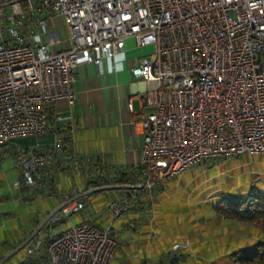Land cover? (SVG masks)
I'll return each instance as SVG.
<instances>
[{
  "label": "built area",
  "instance_id": "2783aa9c",
  "mask_svg": "<svg viewBox=\"0 0 264 264\" xmlns=\"http://www.w3.org/2000/svg\"><path fill=\"white\" fill-rule=\"evenodd\" d=\"M55 15L65 36L51 26ZM129 38L151 51L131 68L148 89L142 179L124 187L151 194L157 182L205 160L264 153V0H0V148L15 144V186H32L63 147H20L16 140L48 130L55 100L73 103L78 64L106 60L109 71L119 69ZM61 42L66 46L55 48ZM72 159L77 172L79 158ZM114 186L62 197L20 245L22 261L44 248L49 264H113L119 242L112 220L53 227L84 209L90 194ZM136 197L113 198L106 214L120 218ZM182 249L194 255L188 241L172 244Z\"/></svg>",
  "mask_w": 264,
  "mask_h": 264
},
{
  "label": "crops",
  "instance_id": "0c3cea01",
  "mask_svg": "<svg viewBox=\"0 0 264 264\" xmlns=\"http://www.w3.org/2000/svg\"><path fill=\"white\" fill-rule=\"evenodd\" d=\"M44 15L46 13L39 14V16ZM51 26L58 31L59 35L65 36L67 34L61 16H52ZM65 46L66 42H61L55 45V48L60 49ZM150 51L151 48L149 46H136L134 41L129 38L125 47L126 56L122 60L119 69L109 71L106 60H102L99 64L85 61L75 67V97L73 103L69 104L67 99L61 98L50 105L48 110L50 127L43 135H39L40 139L35 144L44 147L61 144L60 146L63 147L52 153V156L45 161L41 168L42 179L46 180L45 183L34 186L39 187V190H43L39 191V193L51 191L48 188L49 186L55 190L54 182H47L48 179L54 180L55 178L57 180L55 176H59L61 172L70 173L73 176L75 185L67 193L68 195L64 194L62 197L72 196L90 186L88 181L93 180L89 179V175H86V173L90 172V170H97L95 174L98 173L100 177L102 176L101 179L117 182L113 183L114 187H111L113 191L110 190L111 194L108 196L107 203L113 198L124 194H137V197L131 200V207L125 214L124 221H121L123 231L120 232L115 229L119 234V243L112 261L113 264H196L197 261L201 262V264H210L211 262L212 264H239L233 258V252L237 248L254 243L253 239L246 244L236 245L237 247H228L226 245L227 247L224 248L225 245H223L219 250L212 248L213 244H217L216 242L213 244L208 243L201 249L204 254L199 252L198 258L195 254L194 258L196 257V261L193 263L192 261L188 263L185 259L186 250L166 252L164 239L162 237H147L149 234V226L145 224L147 220H141L142 214L144 216L145 213L149 212V215L157 209L160 212L163 211L161 206L164 204L165 198L160 199L162 191L152 202L148 192L137 191L133 188L128 189L124 187V183L117 181L118 173L121 170H129L137 181L142 179L140 151L143 138L140 121L145 113V99L143 96L148 89V84L142 78L136 76L131 68L141 56ZM58 117H61V120H57ZM70 118L73 120L72 124L70 123ZM14 145V143H10L0 148V159L9 155L10 152L16 159L17 154L16 149L13 147ZM35 145L29 147H34ZM74 156L79 158L81 165L77 172L67 168L73 162L72 158ZM90 156H97V158L94 159ZM15 167L17 166L15 165ZM15 173L17 175V169H15ZM10 178H13L11 179L13 182L16 181V177L13 175ZM10 178L8 177L7 179L9 180ZM34 186L32 188L30 186H25L26 188L13 186V189L16 193L19 191L20 194L26 195L24 198L32 200L33 193L38 192ZM62 197L57 200L55 206L60 204ZM89 199L92 201L97 200L91 194ZM145 209L147 211L143 213L142 210ZM130 218L133 220L127 224ZM100 219L92 220L86 216L80 221L92 220L99 226H105L108 223L105 219ZM229 222L231 221L227 223ZM38 223L39 221L37 220L33 228ZM229 225L232 227L231 224ZM129 226L132 227V230L127 229L130 228ZM150 228H152V225H150ZM184 241H188L192 251V238L189 237L182 242ZM173 257L174 259H172Z\"/></svg>",
  "mask_w": 264,
  "mask_h": 264
},
{
  "label": "rangeland",
  "instance_id": "374dc122",
  "mask_svg": "<svg viewBox=\"0 0 264 264\" xmlns=\"http://www.w3.org/2000/svg\"><path fill=\"white\" fill-rule=\"evenodd\" d=\"M39 139L38 135L20 137L16 143L20 147H29L35 145ZM13 147L15 148V145ZM75 165L71 163L67 168L76 171ZM15 169H17V175ZM66 171L68 172V170ZM96 171L90 170L86 175H89L88 178L92 180ZM41 174L40 172L39 179L30 188L45 183L46 180L42 179ZM11 175L16 177V181L21 176L17 161L10 152L9 155L0 159V264H17L23 260L26 255L25 250L19 247L29 237L34 223L44 218L48 212L55 210L57 200H60L75 185L70 173L61 172L59 176H55L57 180L50 178L47 181L54 182L55 190L49 186L50 193L46 189V192L39 193L43 190L34 186L38 192L33 193L32 200H28L24 198L26 195L20 194L19 191L17 194L14 191L13 186H15L16 181L11 180L13 179L10 178ZM101 177L95 178L96 181H88L89 185L107 183ZM108 183L117 182L109 181ZM17 187L24 188L25 186L19 183ZM110 190L113 191V189L108 188L92 193L91 196L97 200L92 201L89 196L87 206L84 209L72 214L62 224L54 226L53 231L57 232L62 226L72 225L87 216L88 219L92 220L97 218L105 219L108 222L112 220V226L118 236L119 234L115 229L120 232L123 231L121 221H124L127 212L118 219H112L110 215L106 214L104 210L109 199L108 196L111 194ZM161 191L162 197L160 199L165 198L164 204L161 206L163 211L160 212L157 209L148 215L149 212L145 213L146 209L142 210L145 214L144 216L141 215V220H147L145 224L149 226L147 237H162L166 252H172L173 243H181L191 237L192 251L195 253L193 252L194 255L190 257H188L187 252L185 253L184 257L188 263H190L189 261L195 262L196 257H199V252L202 253L201 249L208 243L216 242L217 244H213L212 248L219 250L223 245H225L224 248L240 246L251 239L256 242L263 237L259 225L248 222L240 223L233 219L224 220V217L215 211L214 206L228 197L246 198L250 191L264 193V153L249 154L242 152L232 157L214 158L191 166L172 178L157 182L149 194L152 202ZM164 212L166 214L163 215ZM132 220L130 218L127 224ZM227 220L232 223H227ZM127 229L132 230V227ZM45 231L42 228L40 235L44 234ZM195 254L196 257L194 258ZM22 262L23 264H49L44 248L38 250L34 255L26 257ZM196 264H201V262L197 261Z\"/></svg>",
  "mask_w": 264,
  "mask_h": 264
},
{
  "label": "trees",
  "instance_id": "16d2710c",
  "mask_svg": "<svg viewBox=\"0 0 264 264\" xmlns=\"http://www.w3.org/2000/svg\"><path fill=\"white\" fill-rule=\"evenodd\" d=\"M134 180L129 170H121L118 173L117 181L119 183L128 184L132 183ZM214 209L224 218L234 219L239 222L253 223L260 226L263 237L250 245L236 249L232 256L239 264H264V193H253L250 191L248 196L243 199L239 197H228L219 201L214 206ZM182 250H186L188 253L187 249ZM172 259H174V257Z\"/></svg>",
  "mask_w": 264,
  "mask_h": 264
}]
</instances>
